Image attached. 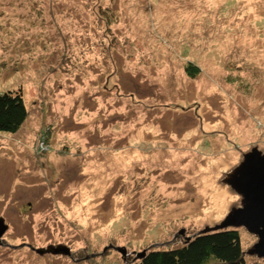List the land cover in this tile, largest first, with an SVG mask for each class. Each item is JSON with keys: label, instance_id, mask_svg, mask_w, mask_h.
<instances>
[{"label": "rangeland", "instance_id": "rangeland-1", "mask_svg": "<svg viewBox=\"0 0 264 264\" xmlns=\"http://www.w3.org/2000/svg\"><path fill=\"white\" fill-rule=\"evenodd\" d=\"M5 1L0 94L28 116L0 135V264H133L241 207L224 181L264 153V0Z\"/></svg>", "mask_w": 264, "mask_h": 264}, {"label": "trees", "instance_id": "trees-1", "mask_svg": "<svg viewBox=\"0 0 264 264\" xmlns=\"http://www.w3.org/2000/svg\"><path fill=\"white\" fill-rule=\"evenodd\" d=\"M0 0L2 3H7ZM29 6V0H25ZM192 71H196L190 66ZM189 70V71H191ZM197 72V71H196ZM28 111L20 92L0 94V135L16 132L24 123ZM133 264H247L239 230H218L194 236L181 246L150 249Z\"/></svg>", "mask_w": 264, "mask_h": 264}, {"label": "water", "instance_id": "water-1", "mask_svg": "<svg viewBox=\"0 0 264 264\" xmlns=\"http://www.w3.org/2000/svg\"><path fill=\"white\" fill-rule=\"evenodd\" d=\"M224 183L230 185L241 197V207L233 208L226 221L215 228H206L198 234L211 231H218L229 226L232 229L244 228L247 232L258 237V242L248 251L251 256L264 258V153L258 148H254L244 155L242 163L236 167ZM9 230V225L4 218H0V245L1 238ZM184 231L182 234L184 235ZM196 234V235H198ZM192 237H186L190 241ZM62 248H60L61 250ZM123 256H126L124 249H118ZM40 254L54 253V255L67 254L57 249H48L43 251L37 250ZM145 253L138 254V258L142 259Z\"/></svg>", "mask_w": 264, "mask_h": 264}, {"label": "bare ground", "instance_id": "bare-ground-1", "mask_svg": "<svg viewBox=\"0 0 264 264\" xmlns=\"http://www.w3.org/2000/svg\"><path fill=\"white\" fill-rule=\"evenodd\" d=\"M221 146H224L221 144ZM203 177L201 179L202 184L200 183V187L202 188L203 191H206L208 185L212 184L214 185L215 183L213 182V179L212 178H209L207 177V173H204L202 174ZM212 177V176H211ZM226 184V183H225ZM227 185V184H226ZM232 188V187H231ZM215 191L213 192L212 194V199L211 201L214 203V207L218 208L219 209V214L222 213L223 209L227 206L229 200L232 198L230 194H228V192L226 190H221L220 187H216V188H213ZM234 190V189H233ZM234 192L236 194H238L235 190ZM239 195V194H238ZM240 196V195H239ZM218 214V213H217ZM8 232V231H7ZM6 232V233H7ZM151 248L149 249H146L145 251L141 252V253H138V254H142V253H145L144 257L147 255V252L150 250ZM54 254V253H52ZM142 257V259L144 258Z\"/></svg>", "mask_w": 264, "mask_h": 264}]
</instances>
